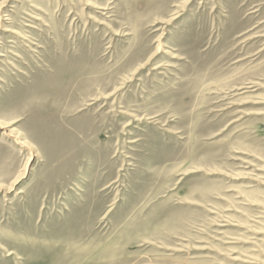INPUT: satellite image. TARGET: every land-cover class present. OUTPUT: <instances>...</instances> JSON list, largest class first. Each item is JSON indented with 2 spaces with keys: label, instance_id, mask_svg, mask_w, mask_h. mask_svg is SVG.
Here are the masks:
<instances>
[{
  "label": "rangeland",
  "instance_id": "rangeland-1",
  "mask_svg": "<svg viewBox=\"0 0 264 264\" xmlns=\"http://www.w3.org/2000/svg\"><path fill=\"white\" fill-rule=\"evenodd\" d=\"M0 264H264V0H0Z\"/></svg>",
  "mask_w": 264,
  "mask_h": 264
},
{
  "label": "bare ground",
  "instance_id": "bare-ground-1",
  "mask_svg": "<svg viewBox=\"0 0 264 264\" xmlns=\"http://www.w3.org/2000/svg\"><path fill=\"white\" fill-rule=\"evenodd\" d=\"M26 145V144H25Z\"/></svg>",
  "mask_w": 264,
  "mask_h": 264
}]
</instances>
